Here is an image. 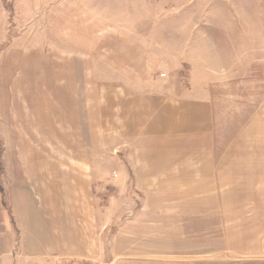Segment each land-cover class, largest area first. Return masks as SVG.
<instances>
[{
    "label": "rangeland",
    "instance_id": "1",
    "mask_svg": "<svg viewBox=\"0 0 264 264\" xmlns=\"http://www.w3.org/2000/svg\"><path fill=\"white\" fill-rule=\"evenodd\" d=\"M227 38L248 42L238 44L237 52L249 53L242 63L228 58ZM192 43L195 59L189 60L184 53L193 49ZM205 65L219 74L188 76L190 67ZM224 67L257 74L225 75ZM178 68L180 76L174 73ZM154 77L184 87L218 85L221 123L216 146L223 149L229 142L225 137L234 139L249 117L243 108L254 110L264 99V0H0L1 264H22L15 248L21 246L22 221L30 213L57 222L65 221L56 218L64 212L83 223L88 217L87 227L68 229L87 240L88 251H81L86 255L56 256L58 262L49 264H108L117 254L110 251L113 235L139 208L135 200L141 198L132 170L138 156L135 135L129 133L130 113L124 105L151 92L150 86L156 88ZM229 79L232 85L246 83L243 94L249 98L226 121L223 95ZM262 127L264 136V121ZM252 142L250 146L264 150V138ZM259 191L264 196V188L252 183L235 185L228 194L246 199ZM31 199L36 210L28 209ZM231 206V252L207 251L221 245L213 240L219 236H208L206 218L185 221L181 233L192 236L154 237L144 246L184 249L190 264H264V204ZM96 214L107 224L101 258L95 251L97 234L90 241L95 238ZM238 215L241 219L235 218ZM37 236L24 242L37 243ZM123 241L120 236L117 248L127 244ZM74 246L82 249L84 243ZM241 247L242 253L237 251ZM152 261L120 257L115 264Z\"/></svg>",
    "mask_w": 264,
    "mask_h": 264
},
{
    "label": "crops",
    "instance_id": "2",
    "mask_svg": "<svg viewBox=\"0 0 264 264\" xmlns=\"http://www.w3.org/2000/svg\"><path fill=\"white\" fill-rule=\"evenodd\" d=\"M225 40L226 54L231 55L228 58L239 59L241 63L247 59L246 55L249 53L237 52L238 44H248L247 41L235 43L230 38ZM192 44L193 49L184 53V57L189 60L195 59L192 55L195 43ZM237 53L238 57L232 56ZM180 70L178 68L174 73L180 76L182 75L178 73ZM217 71L206 65L194 66V68L190 67L188 76L212 77L219 74ZM222 71L225 75L240 77L257 74L233 67H224ZM166 75L171 76L172 73H166ZM151 81L156 88L150 86L151 92L146 91L142 98L128 100L124 105L130 113L129 133L135 135V153L138 156L132 170H134L136 181L135 187L141 194V198L135 200L139 208L113 235L110 251L117 254L110 257L108 264H115L120 257H125L128 261L153 260L151 264H190L189 259L185 258L184 249H169L168 246L150 249L144 244L154 237L182 239L185 235L192 236V233H181L185 221L205 218L209 222L208 236H219L213 240H217L221 245L220 249L209 247L207 251L231 252L232 247L227 244L233 219L231 205L264 204L262 191L246 199L241 196L233 199V196L228 194L235 185L252 187L253 183L259 189L264 188V150L259 151L258 147L250 146L253 144V138H264L262 135L264 99L262 98L252 107L254 110H249L248 107L243 108L249 111V117L238 129L234 139L225 137V140L228 139L229 142L222 149L216 146L221 116L220 96L216 94L218 85L215 82L207 85L192 83L184 87L175 82L157 80L155 77ZM247 86L244 82L232 85L229 79V85L225 86L223 95L226 121L228 118L231 120L232 116L241 110L237 108L243 107L240 106L242 101L248 102V94H243L247 91ZM185 88L187 89L184 90ZM231 90L238 91V94L235 95ZM205 142L208 143L206 148L202 146ZM216 150L221 153H217ZM206 189L208 191L203 193ZM132 203H134L133 200ZM27 205L31 211L38 208L32 199L27 202ZM115 214L113 213L110 217L112 218ZM56 216L65 221L57 222L46 219L42 214L37 216L35 213H30L23 219V229L20 231L21 246L15 248L22 264L25 258L29 260L27 264H49L57 262L56 256L86 255L82 252L88 251L85 244L87 240L79 239L77 232L74 234L75 232L68 229H76L79 226L83 228L84 225L87 227L88 217L83 223V219L74 218L70 213L64 212ZM244 216L246 218L247 214L244 213ZM258 216L260 213L256 212V218ZM239 217L241 215L235 218L241 219ZM94 219L95 238L92 233L91 239L88 235H85V238L95 241L97 234L99 240L97 239L95 243V251L96 256L99 255L101 258L103 232L107 224L101 223V217L98 214ZM79 220L81 222H77ZM55 226L57 229H53ZM37 231H40V234ZM196 235L199 233L197 232ZM35 236L38 237L37 243L30 239L24 242V239ZM120 236L124 240L123 246L127 243L122 249L121 246L117 248L115 245ZM75 242L76 244L84 243V248L77 249L74 246ZM237 251L242 253V247Z\"/></svg>",
    "mask_w": 264,
    "mask_h": 264
},
{
    "label": "built area",
    "instance_id": "3",
    "mask_svg": "<svg viewBox=\"0 0 264 264\" xmlns=\"http://www.w3.org/2000/svg\"><path fill=\"white\" fill-rule=\"evenodd\" d=\"M57 262H58V259H57ZM57 262H55V263H57ZM60 263H62V264H87V262H74V263L66 262V263H64L62 261H59L58 264H60ZM92 264H106V263H103V262L102 263L92 262Z\"/></svg>",
    "mask_w": 264,
    "mask_h": 264
}]
</instances>
